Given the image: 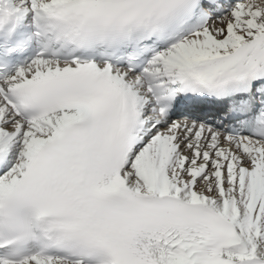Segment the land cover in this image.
<instances>
[{"label": "snow or ice", "instance_id": "6c2138e0", "mask_svg": "<svg viewBox=\"0 0 264 264\" xmlns=\"http://www.w3.org/2000/svg\"><path fill=\"white\" fill-rule=\"evenodd\" d=\"M0 264H264V0H0Z\"/></svg>", "mask_w": 264, "mask_h": 264}]
</instances>
